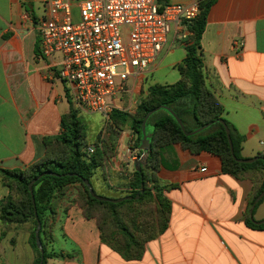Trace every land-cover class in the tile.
I'll return each mask as SVG.
<instances>
[{"label": "crops", "instance_id": "crops-1", "mask_svg": "<svg viewBox=\"0 0 264 264\" xmlns=\"http://www.w3.org/2000/svg\"><path fill=\"white\" fill-rule=\"evenodd\" d=\"M196 1L207 0L157 4ZM46 4L47 0H0V203L10 194L1 172L24 171L43 161L44 139L61 133V118L71 103L86 112L41 55L37 27L46 18ZM201 50L209 89L223 105L224 118L245 137L242 156L264 153V0H215ZM142 92L145 95L147 89L124 91L137 100ZM118 99L125 102L124 96ZM136 138L130 127L121 132L115 156L90 181L97 194L117 199L129 195L131 174L142 155L133 148ZM160 159L159 181L172 186L164 191L171 217L166 232L146 245L140 260L127 261L101 242L95 220L84 217L72 189L47 233H41L52 255L47 264H264V229L247 226L244 217L254 182L223 173L219 156L193 154L180 144L163 148ZM253 217L264 220V200ZM29 229V224L7 225L0 218V264H34Z\"/></svg>", "mask_w": 264, "mask_h": 264}, {"label": "trees", "instance_id": "trees-1", "mask_svg": "<svg viewBox=\"0 0 264 264\" xmlns=\"http://www.w3.org/2000/svg\"><path fill=\"white\" fill-rule=\"evenodd\" d=\"M214 1H201L200 14L189 26L191 36L184 45L185 58L176 65L180 74L179 81L171 85L150 86L147 96L132 114L114 109L109 114L111 136L101 147H97L92 155L87 152L88 143L79 111L71 103L70 111L61 118V133L56 137L44 139L46 156L43 161L24 171L1 172L10 194L0 203V218L7 225H30V244L36 252L34 264H47L52 257L47 252L42 238L43 256L37 248L36 216L42 223L41 233H47L46 229L51 224L50 220L55 218L59 204L74 186L77 190L75 203L82 209L86 219L95 220L101 242L127 261L140 260L144 255L146 243L162 235L169 226L171 202L164 195V191L172 186L161 185L157 173L161 164V150L173 144H180L193 154L208 152L219 156L223 173L239 180H252L254 188L244 213L245 223L251 228L264 229V224H255L250 216L255 199L264 191V153L258 154V159L251 164L240 163L234 159L225 125L230 129L234 155L239 160L246 159L241 154L245 137L224 118L223 105L207 85L201 39ZM161 106L172 109L181 119L187 132L206 125L209 127L196 135L187 136L168 111L161 109L154 113L147 122L148 126L153 127L150 155L140 171H133L129 182L131 190L127 196L138 195L139 198L120 203L94 199L83 180L91 181L95 171L115 156L121 132L129 122L130 128L137 134L133 148L140 149L144 118L151 110ZM45 172L56 173L57 176L44 175L39 178ZM34 179H37L33 185L35 204L29 190V185ZM263 200L264 198L255 209Z\"/></svg>", "mask_w": 264, "mask_h": 264}, {"label": "built area", "instance_id": "built-area-1", "mask_svg": "<svg viewBox=\"0 0 264 264\" xmlns=\"http://www.w3.org/2000/svg\"><path fill=\"white\" fill-rule=\"evenodd\" d=\"M46 5V18L37 27L41 55L69 84L78 107L106 117L126 91L124 83L140 80L160 57L172 29L174 38L189 36L200 14L199 1L164 7L157 0H47Z\"/></svg>", "mask_w": 264, "mask_h": 264}, {"label": "rangeland", "instance_id": "rangeland-1", "mask_svg": "<svg viewBox=\"0 0 264 264\" xmlns=\"http://www.w3.org/2000/svg\"><path fill=\"white\" fill-rule=\"evenodd\" d=\"M43 11V7H40V10H37L38 14H41ZM75 16H77L75 12ZM76 20V18H74ZM191 35L187 37H183L181 39L179 38H174V28L172 29L169 37H168V42L166 46L164 47V50L160 57L155 61L154 66L156 67L153 73L150 72L151 66L148 70V74L146 76H143L140 80L136 82L132 81H127L124 83V88L125 90H130L132 87L134 89H141L144 91V89H147V93L144 95L143 92L140 94L138 100L135 98H130L129 94L125 93H120L117 95V98L115 100V108L121 111L125 112H135L138 104L147 96L148 94V88L151 85L155 84H161V85H171L175 84L176 82L179 81L180 74L176 68V65L180 63L184 58H185V48L184 45L186 42L189 40ZM172 45V46H171ZM170 47V48H169ZM117 72H123L122 68H118ZM134 83V84H132ZM142 83V84H141ZM144 84V89L141 88L142 85ZM133 85V86H132ZM125 98V102H121L118 98L123 97ZM127 109V110H125ZM79 111V110H78ZM79 115L81 120L83 121L84 124V130L86 133V138H87V152L92 155L95 151V149L98 147L102 146V143L111 136V127L112 125L109 124V118L106 117L105 115L101 113H92V112H80ZM130 122L127 125V127H130ZM149 130L151 131V128L153 129L152 126H148ZM134 142L132 143V145ZM89 149H91L89 151ZM143 161V165L146 162L145 158L141 160ZM103 167V166H102ZM100 169V168H99ZM97 169L96 172L99 170ZM94 174V175H95ZM110 175L113 177L114 173L113 171L110 172ZM75 189L74 187H71L70 190ZM76 190V189H75ZM77 192V190H76ZM161 236V235H160ZM158 238V237H157ZM156 238V239H157ZM155 240V239H154ZM151 242V241H149ZM147 242L146 245L149 243ZM145 245V249H146ZM145 254V252H144Z\"/></svg>", "mask_w": 264, "mask_h": 264}, {"label": "water", "instance_id": "water-1", "mask_svg": "<svg viewBox=\"0 0 264 264\" xmlns=\"http://www.w3.org/2000/svg\"><path fill=\"white\" fill-rule=\"evenodd\" d=\"M161 109H164L166 111H168L174 118L175 120L177 121V123L180 125V127L182 128L183 132L187 135V136H193V135H196L200 132H202L203 130L207 129L209 127V125H206V126H203L195 131H192V132H187L181 119L177 116V114L170 108L166 107V106H161V107H157L153 110H151L144 118V121L142 123V140H141V146H140V151H142V155L143 157L145 158V160H147V158L149 157L150 155V152H151V138L153 136V129L151 128V131L149 130L148 128V125H147V122H148V119L156 112H158L159 110ZM225 130H226V133H227V137H228V140H229V144H230V148H231V153L234 157V159L240 163H246V164H251L253 162H255L258 157H254V158H250V159H242V160H239L235 157L234 155V150H233V144H232V141H231V137H230V129L225 125ZM136 164V170L137 171H140V168L142 166V163H141V160L140 159H137V161L135 162ZM44 175H52V176H57L56 173H52V172H45L43 173L42 175L39 176V178H41L42 176ZM37 179H34L30 185H29V190L31 192V195H32V201L33 203L35 204V199H34V194H33V185L36 183ZM83 183L85 184V186L88 188L91 196L98 200V201H102V202H111V203H120V202H123V201H126V200H132V199H138L139 196L137 195L136 197H133V196H126V197H122V198H118V199H110L108 197H104V196H100V195H97L96 192L94 191V188L90 182V180H83ZM144 191V185L142 184L141 185V192ZM264 198V191L255 199L254 201V204L252 206V209L250 211V216H251V220L257 224V225H262L264 224V220L263 221H255L254 217H253V213H254V209L255 207L257 206V204ZM36 211V210H35ZM36 220H37V228H36V231H35V239H36V245H37V248L40 250L42 256L44 254V248H43V244H42V241H41V230H42V223L41 221L39 220L38 216H36ZM42 264V262H41Z\"/></svg>", "mask_w": 264, "mask_h": 264}]
</instances>
